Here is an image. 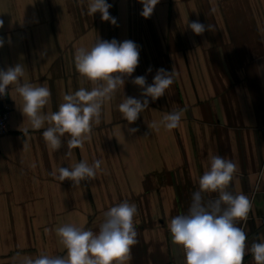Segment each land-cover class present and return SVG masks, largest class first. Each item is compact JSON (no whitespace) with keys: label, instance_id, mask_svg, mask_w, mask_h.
<instances>
[{"label":"crops","instance_id":"obj_1","mask_svg":"<svg viewBox=\"0 0 264 264\" xmlns=\"http://www.w3.org/2000/svg\"><path fill=\"white\" fill-rule=\"evenodd\" d=\"M107 2L116 25L100 13L88 15V0H0V69L20 63L22 83L50 89L44 114L58 111L65 94L93 87L76 71V49L90 50L99 39L132 40L140 49L132 77L102 106L101 123L71 156L65 155L67 134L54 152L42 136L48 124L33 130L15 85L9 86L11 117L0 138V264L65 256L56 229L96 233L105 212L124 201L138 210V242L124 264H184L169 224L187 214L213 155L236 164L227 190L251 201L247 221L238 224L247 245L264 242V0H160L147 19L139 0ZM197 20L212 30L194 34L187 24ZM160 68L173 72V84L159 99L149 98L129 125L118 105L124 96L142 99L131 80L146 76L151 84ZM180 109L177 128H148ZM97 159L102 164L93 180L75 185L57 178L60 167ZM217 196L203 194L205 202ZM243 264H255L250 252Z\"/></svg>","mask_w":264,"mask_h":264},{"label":"clouds","instance_id":"obj_2","mask_svg":"<svg viewBox=\"0 0 264 264\" xmlns=\"http://www.w3.org/2000/svg\"><path fill=\"white\" fill-rule=\"evenodd\" d=\"M139 3L143 6L140 15L147 19L160 0H139ZM111 7L107 0H88L87 14L94 16L100 13L102 21L116 25V19L109 12ZM2 26L3 21L0 20ZM187 28L196 35L212 30L211 25L198 20L188 22ZM3 45L4 40L0 38V47ZM139 57V46L132 40L99 39L90 50L84 47L76 49V71L93 87L91 90L81 87L74 93L65 94L59 110L50 114L42 111L50 103V89L22 83L25 69L20 63L0 69V97L7 94L10 85H15V91L23 101L20 110L31 128L40 130L45 123L48 124L42 136L54 152L61 148L62 139L67 134L68 151L65 155L71 156L72 149L82 148L91 139L93 125L101 123L102 106L124 88L126 80L138 67ZM147 71L150 73L152 69ZM173 76L172 71L160 68L151 84H147L146 76L132 79L131 82L142 90V99L124 96L118 105L122 118L129 125L135 123L148 107L149 98L155 101L164 96L174 82ZM183 111L167 113L159 123L148 124V128L158 131L162 125L171 131L180 125ZM137 131L136 128L129 129L130 133ZM101 164L102 161L97 159L91 165L81 161L71 167H60L57 178L61 182L70 180L79 185L82 181L95 179ZM236 171L233 161L213 155L210 170L199 178V189L192 195L187 214L171 219L172 242L182 247L184 264H243L246 252L251 253L255 264H264V242L252 241L248 246L246 232L238 226L239 222L247 221L251 201L243 193L234 195L227 190ZM204 193H218V196L205 202ZM137 211L135 204L127 201L111 207L105 212V219L96 233L71 225L59 227L56 234L66 249L65 256L39 255L35 259L25 258L21 264H124L131 259V248L138 242L133 223Z\"/></svg>","mask_w":264,"mask_h":264},{"label":"built area","instance_id":"obj_3","mask_svg":"<svg viewBox=\"0 0 264 264\" xmlns=\"http://www.w3.org/2000/svg\"><path fill=\"white\" fill-rule=\"evenodd\" d=\"M9 100V92L7 90V94L0 97V138L7 133L9 120L11 117V104ZM263 226H264V218H263ZM164 264H173L170 262Z\"/></svg>","mask_w":264,"mask_h":264}]
</instances>
